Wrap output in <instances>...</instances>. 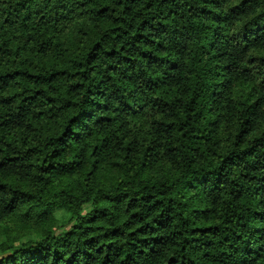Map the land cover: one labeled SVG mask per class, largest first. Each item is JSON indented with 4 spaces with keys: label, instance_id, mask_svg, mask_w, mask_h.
I'll use <instances>...</instances> for the list:
<instances>
[{
    "label": "trees",
    "instance_id": "obj_1",
    "mask_svg": "<svg viewBox=\"0 0 264 264\" xmlns=\"http://www.w3.org/2000/svg\"><path fill=\"white\" fill-rule=\"evenodd\" d=\"M0 264H264V0H0Z\"/></svg>",
    "mask_w": 264,
    "mask_h": 264
}]
</instances>
